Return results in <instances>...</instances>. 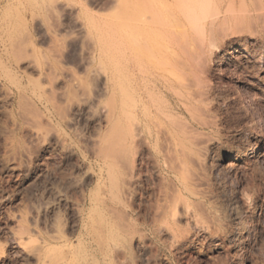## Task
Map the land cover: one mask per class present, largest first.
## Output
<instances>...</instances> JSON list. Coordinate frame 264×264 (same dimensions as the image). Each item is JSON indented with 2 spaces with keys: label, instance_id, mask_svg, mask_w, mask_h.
<instances>
[{
  "label": "rangeland",
  "instance_id": "374dc122",
  "mask_svg": "<svg viewBox=\"0 0 264 264\" xmlns=\"http://www.w3.org/2000/svg\"><path fill=\"white\" fill-rule=\"evenodd\" d=\"M120 16L115 0H0V264H41L47 254L56 252L53 249L77 253L78 264H264V27L254 24H245L243 30L242 26L240 30L235 27L239 33L230 34L240 39L238 45L244 48L243 55L229 64L225 60L229 49L226 46L218 60L202 66V73L199 70L197 74L200 83L196 78L195 86L201 84L198 89L204 97L194 92L198 90L196 87L193 91L194 97L204 99V103L199 100L195 104L201 114L195 112L193 117L183 112L176 116L181 117V122L192 123H183L191 126L186 127V135L193 137L194 141L188 140L194 153L198 149L196 155L206 159L196 170H200L198 178L193 177L194 187L201 181L199 187L204 189V195L201 193L203 196L199 194L197 198L184 194L190 212L198 213L194 216L196 220L199 217L203 226L196 231L191 225L193 221L181 217L180 205L174 219L169 218L167 208L164 212L162 205L166 202L162 197L166 185L172 195L178 193L179 186L173 177L175 189L160 180L164 173L153 166L156 164L153 153L145 152L154 162L148 155L145 156L148 160L144 157V162L141 161L144 165H139L138 173H142L139 184L140 179L142 183L133 188L138 187L136 191H130V196L121 194L122 184L115 187L120 190L117 193L108 183L104 164L96 155L95 142L107 130L103 118L97 115L99 104L109 102L113 89L95 73L99 68V52L90 33V21L94 19L93 22L103 25L118 21ZM225 31L226 35L231 32ZM236 80L251 92L255 103L241 99ZM162 95L152 103L166 108L168 98ZM77 101L84 104L78 112L72 108L73 104H79ZM196 117H201L203 123H198L200 118ZM69 119L71 122L66 124ZM187 128L194 130L189 131L193 136H188ZM35 130L48 134L46 140L37 138L32 133ZM159 136L152 145L162 155L160 151L166 149L163 143L167 141L164 137L161 141ZM53 137L59 141L55 142ZM62 138L73 148L74 155L63 151ZM137 146L133 148L136 153L132 151L135 155L131 157L134 160L130 159L132 164L138 162V150H143L141 145ZM107 192H111L109 197ZM112 192H116L115 206L109 203ZM101 196L106 205L111 204L116 210L121 206L122 210L112 213L111 208L110 214L114 215L110 216V208L100 205ZM97 197L100 199L94 202ZM156 209L163 213H157ZM112 219L114 223L117 221V227ZM121 226H126L123 233H129H121ZM17 230L23 231L26 238L24 248L14 241ZM190 232L193 234L187 239L184 234ZM101 241L106 242L102 245ZM38 246L42 248L36 249Z\"/></svg>",
  "mask_w": 264,
  "mask_h": 264
},
{
  "label": "bare ground",
  "instance_id": "6f19581e",
  "mask_svg": "<svg viewBox=\"0 0 264 264\" xmlns=\"http://www.w3.org/2000/svg\"><path fill=\"white\" fill-rule=\"evenodd\" d=\"M115 2H116L118 9L121 12V16L118 19V21L102 25V23L99 24V23L93 22L94 19L92 18L93 20L90 21L92 26L88 22V24L91 26V28L89 27L90 33L93 36V39L95 40V43L98 47V52H99L98 53L99 54V56H98L99 68L97 70H95V73L97 76L101 77V79L104 80L105 84L112 86V89H113V92H111V90H110V92L113 93V94H111L112 96L110 95L111 98H110V96H108V98L110 99L109 102H107V104L105 102H102L103 104L102 103L99 104V112H98L99 114L97 113V115H100L103 118L104 125L106 126L107 130L105 133H103V134L101 133V135H99V137L96 133L98 139L95 142V144H97V154L96 153L95 154L100 157V159L102 160V162L104 164L105 172L107 175V180L109 181L108 183H110V185L113 188H115V187L118 188V186L122 184L121 191L119 189H118V191H120L121 194L122 193L126 194V195L129 194V196H130V191L133 190V188L139 184V177H140L139 175L141 172L138 173V168L140 171V166L144 162L143 159L146 155H148V154L144 155L145 152L149 153V154L153 153L152 156L154 157V160L156 162V164L153 163V166H157V168L164 173V178H160L162 176H160V177L157 176V177L160 178V180L162 179L161 181H163V179H164V181H166V183H169L168 186L171 185L172 189H175V187L173 186L174 184H172V177H173L176 180V182L178 183L177 185L179 186V191H177L178 193H173V195H172V194H169V191H168V190H170V188H169L170 186L167 187V185L164 183V185H166V188H165L164 185L162 184V188L164 187L165 191L163 194L164 197H162V196L161 197L165 200L166 204H167V202H169V203L167 205L165 204L166 206L161 204L163 206V207L162 206L161 207L163 208V210L167 208L166 211L168 210V212H170L169 215L171 214L170 215L171 217H169V218H172V216H173V219H174L176 217L175 215L179 214V212L177 214L175 213L177 205L178 206L180 205L181 206L180 211H182L181 214L183 215L182 216L180 214L181 217L186 219L187 222L193 221V224H191V225H194V227H192V228H194V230H196V231H198V230L200 231L201 230L200 227L202 225H200L198 222L199 217H198V220H196L197 218H195V216H194L197 212L194 214H192L190 212L189 207H188L189 205H187L188 204V201H187L188 197H186L184 194H186L187 196L190 195V196H194V197L195 196L197 197V195H199V194L201 195V193H203V195H204V189L202 188L203 189V192H202L201 191L202 189H200L201 186L199 187V185L201 184V181H198L200 183L198 186H197V184H195V187L200 189V190L198 189V191H197V188L194 187L193 183H194V179L196 177L198 178V176L200 174V173H198L200 170L199 171H196V170L200 169L203 166L206 159H204V157H205L204 156L202 159H204L205 161L201 160L199 155H196V152H198V149L194 153V151L191 147L192 142H190L188 139L191 138L192 141H194V140H193V137H190V136H193V134L189 133V131H190L189 128H187V129H188V136L190 138H188L186 135L187 134L186 127H188L190 125L187 124L185 126V124H183V123H187L189 121L181 122L180 121L181 117L178 118L179 119L178 120L176 116H178V115L180 116V114H182L184 112V113L190 114L191 116L194 117L195 112H196V114H197V112L199 113V111L196 110L195 104L199 103L200 101H201V103H204V102H202V101H204V99L200 100V96L198 99L196 94H195L196 95L195 97H197V98H195L193 96L194 92L201 93L199 91L200 88L198 89V86L201 87V84L198 85L197 87L195 86L197 84L196 78H197V81L199 79V77H197L198 71L200 70V72L202 73V70H203V68H201L202 66H206L210 62L214 61V59L218 60V56L219 55L222 56L221 52L224 50V48L226 46H229V49L226 52L225 60H226V62H229V64L231 61L235 60L237 56L243 55L244 48L241 47L240 44L238 45L240 39L238 37L237 38L235 37L236 34H235V36L233 35L234 36L233 37L230 33H232V34H234L233 32L239 33L238 30H240L242 27H243L242 28V30H243L245 24L246 25L249 24V26H251L252 24H254L253 26L261 25L264 27V0H115ZM89 19H90V17H89ZM231 25H233V26H231ZM230 26H231V28L234 29L233 31L231 28L230 29L228 28ZM240 26H242V27L240 28ZM235 27L237 29L239 27V29L238 30L236 29L237 30L236 31ZM226 29H227V33H228V31H231L228 33L230 35H228V34L226 35V33H224V32H226L225 31ZM247 37H249V36H247ZM241 39H243V37ZM221 41H223V43H221ZM222 64L223 63H221V65ZM224 64H226V63L224 62ZM204 69H207V68H204ZM203 73H204V71H203ZM14 78H16V77H14ZM16 81H14L13 84ZM10 82H12V81H10ZM16 83L18 85V81ZM235 84L238 87V91H239V95L241 96V99L245 103L253 104L254 101L250 95L251 92L249 93L247 91V88L243 85V83L240 80H236ZM195 87L198 90H195ZM202 87H203V84H202ZM204 88H205V86H204ZM25 90H26V88H25ZM197 91H199V92H197ZM206 92H207V89H206ZM162 94H164L168 98V106H166V108L159 107L156 104V102H154L155 104L152 103V101H155L154 99L156 97L159 98V95H162ZM198 95H200V94H198ZM201 95L203 96L202 93H201ZM171 96H172V108L170 107V104H171V101H170L171 98L170 97ZM37 100L39 101V99H37ZM77 102L79 103V101H77ZM165 104H167V103H165ZM83 105H81L80 103L76 104V105L73 104L74 107H72V108L74 111L78 112L81 108L83 110V107H84ZM20 108H21V106H20ZM51 108H53V107H51ZM44 109H46V108H44ZM93 114H94V111H93ZM199 114H201V113H199ZM25 116H26V114H25ZM186 117H188V116L186 115ZM201 117H199L200 120H201ZM45 118H47V116ZM102 118L99 120L102 121ZM182 118H184L183 115H182ZM199 118H197V119L199 120ZM62 119H65V118H62ZM185 119L186 118H184V120ZM186 120H189V118ZM198 120H195V122H197ZM200 120L198 123H203L202 122L203 120H201V121ZM42 121H45V120L42 119ZM48 121H49V118H48ZM69 121L71 122V120L69 119L66 122V124L70 123ZM103 121H102V123H103ZM35 122H37V121L35 120ZM35 122H34V124H35ZM45 122H47V121H45ZM40 123H42V122H40ZM190 123L191 122H189V124ZM38 125H40V124H38ZM35 127H37V126H35ZM42 127L40 126L41 130H45V133L48 132V131H46V129H44ZM38 129H39V127H38ZM193 131L194 130H192L190 132L194 133ZM32 133L37 138L46 140L45 139L46 134L43 133L42 131L35 130ZM160 134L163 135V137L165 138V142L167 141L166 144L163 143V146L167 145L165 147L167 150L166 149H165L166 151L164 150L166 152L165 155L163 154L164 151H160V152H163V153H161L162 155H160V153H158L159 150L157 151L156 146L152 145L153 144L152 142H154L153 140L158 139V136ZM47 135H46V137H47ZM50 135L52 136V134H49V136ZM59 137L61 138V136H59ZM161 137L162 136H159L160 140L164 141L163 137L162 138ZM53 139L55 140V142H57V140H58V138H56L57 139L56 140L54 137H53ZM62 140L64 141V139L63 138L61 139L62 148L65 149L63 151H66L67 153H69L68 155L73 154V153H71V150L73 148L71 149L68 146L69 144L67 143V145H66ZM161 141L159 143H161ZM43 143H44V141H43ZM156 143L157 142L155 141V144ZM10 144H12V143H10ZM93 145H94V143H93ZM136 145H138V146L141 145L143 150L142 149L138 150V152H137L138 166L135 165L137 163H135V164L133 163L134 164V167H133L132 160H134V159H132L131 157L135 156V155H132V151L134 152L133 148H135ZM160 145H159V148H160ZM22 146L23 145H21V147ZM193 146H195V145H193ZM15 148L18 149L17 146ZM160 149H162V148H160ZM136 151L137 150L135 149L134 153H136ZM96 155H94V156H96ZM147 158H151V161L154 162V160H152L151 156H149ZM147 158H146V160H148ZM130 159H132L131 162H130ZM237 160L238 159H236V161ZM141 161H143V162H141ZM102 162H100V163L102 164ZM101 167H100V171H101ZM229 167L231 169V166H229ZM154 168L156 170L155 172H157V168L156 167H154ZM233 168L234 167H232V169ZM193 177H195V178H193ZM140 178H142V177H140ZM87 179L84 178V180H87ZM146 179H144V180L146 181ZM141 180L142 179H140V182L142 183ZM198 180H201V179L199 178ZM195 182H197V179L195 180ZM141 183L139 185H141ZM109 186L107 188H109ZM192 187H194V189H196V190L194 191ZM164 188H163V190H164ZM137 189H138V187H137ZM100 190H101V188H100ZM105 190H106V188H105ZM115 191H117L116 188H115ZM118 191H117V193H119ZM171 191H174V190H171ZM96 193H97V191H96ZM110 193L111 192H109L107 194V196ZM114 194H116V192L113 193V195H111V196H113L111 198V200H109L110 198L108 199L109 203L111 201L113 205L117 202V200H116L117 198L114 197ZM126 195H124V196H126ZM170 195H171L172 200H169ZM203 195H201V196H203ZM121 196H123V195H121ZM124 196H123V198H124ZM99 197L94 198L93 201L95 202L97 199H100ZM105 197H106V195H105ZM101 198H102V196H101ZM119 199L121 200V197ZM119 199H118V201H119ZM127 199H128V197H127ZM122 200L120 202H122ZM193 200H195V199H193ZM105 201L102 198L99 202H100V205L102 207H107V209L110 208L108 210L109 214H110L111 208H113L112 213L119 212V210H122V209H120L121 206H119L120 207L119 210H116L118 208L115 209L111 204H110V206H109V204L106 205ZM96 205H99V204H96ZM119 205H121V204H119ZM117 206H118V204H117ZM96 207H94V208H96ZM100 208L101 207H99L98 209H100ZM98 209H97V211H99ZM191 210L193 211V209H191ZM100 211H103V210H100ZM160 211H161V209H160ZM160 211L157 210V213L159 212V214L160 213L162 214L163 212L162 211L160 212ZM166 211L164 210V212H166ZM199 211H201V209H199ZM123 212H124V210H123ZM123 212L121 214H123ZM93 214H94V212H93ZM119 214L120 213H118L117 215L119 217L120 216L122 217V215H119ZM124 214H126V213H124ZM202 214H200V215H202ZM111 215L112 214H110V216ZM117 215H116V218H117ZM96 216H99V214H97ZM162 216L163 215H161V217ZM159 217H160V215H159ZM104 218H102V219H104ZM99 219H100V217H99ZM102 219L100 220V222H102ZM156 219H155V221H156ZM177 219L178 218H176V220ZM123 220L125 221V219H123ZM159 220L161 221V219H159ZM98 221L99 220H97V222ZM107 221L109 222V220H107ZM112 222L114 223V220ZM120 222H122V221H120ZM173 222L175 223V221H173ZM164 223L167 224L165 221H164ZM118 224H119L118 227L120 228L121 224L120 223H118ZM96 225H98V223ZM129 225H130V223H129ZM92 226H91V228H92ZM115 226L117 227V223L115 224ZM126 226H124V227L126 228ZM168 226L169 225H167L166 227L164 226V227L167 228ZM100 227H101V225H100ZM129 227H131V226H129ZM91 228H90V230H91ZM94 228H95V226H93L92 230ZM121 228H122V226H121ZM125 228H122L121 233H123V229H125ZM96 229L99 230L100 228H96ZM115 229H117V228H115ZM158 229H160V228L158 227ZM162 229H164V228H162ZM169 229H170V227H169ZM98 230H96V232H98ZM127 230H128V228H127ZM129 230H131V229H129ZM188 230H190V229H188ZM17 231H19V230H17ZM112 231H114V230H112ZM112 231H111V233H112ZM118 231H120V229H118ZM158 231L159 230H157V232ZM24 232H25V230H24ZM100 232H102V231H99V233ZM99 233H94V234H99ZM105 233H106V231H105ZM125 233L126 232H124L123 234H125ZM127 233H129V232H127ZM172 233H173V231H172ZM116 234H118V233H115V235ZM167 234H168V232H167ZM192 234H193V232L192 233L190 232V233L184 234V235H187L185 237L188 239L190 236H192ZM25 235H26V233H25ZM115 235L113 237H115ZM178 235H180V234H178ZM13 236H14L13 238H14V241L16 242V244L18 246H21V247L23 246V248H24L26 238L24 236L23 231L20 230L18 233L15 232V234ZM170 236H171V234H170ZM173 236H175V235H173ZM104 238H108V237L104 236ZM104 238L102 237L103 240H104ZM110 238H111V236H110ZM121 239H123V238H121ZM179 239H177V240H179ZM106 241H107V239H106ZM106 241H104V243ZM112 241H111V243H112ZM175 241H176V239L174 240V242ZM99 243L100 242H98V244ZM104 243L102 242V245ZM99 245H101V243ZM48 247H52V246H48ZM37 248L41 249L42 247L39 248V246H38V247H36V249ZM141 248H142V245H141ZM146 248H147V246H146ZM101 249H102V246H101ZM45 250H46V247H45ZM53 250H56V252H53L51 254L49 253L47 255L44 254L46 256L44 257V259H42L43 263H41V264H78L79 263V262L77 263L76 262L77 260H75L76 259L75 254H77V253H74V254H72L71 252H65V253L62 252L61 253V252H57V249H53ZM34 252H33V255H34ZM46 253H48V252H46ZM44 255H41V257ZM103 258H105V257H103ZM80 259H81V257H80Z\"/></svg>",
  "mask_w": 264,
  "mask_h": 264
}]
</instances>
